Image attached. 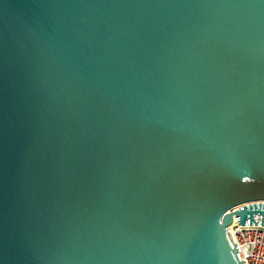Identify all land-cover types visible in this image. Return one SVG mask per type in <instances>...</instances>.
Segmentation results:
<instances>
[{
	"label": "water",
	"instance_id": "1",
	"mask_svg": "<svg viewBox=\"0 0 264 264\" xmlns=\"http://www.w3.org/2000/svg\"><path fill=\"white\" fill-rule=\"evenodd\" d=\"M262 200L264 0H0V264H244Z\"/></svg>",
	"mask_w": 264,
	"mask_h": 264
},
{
	"label": "built area",
	"instance_id": "2",
	"mask_svg": "<svg viewBox=\"0 0 264 264\" xmlns=\"http://www.w3.org/2000/svg\"><path fill=\"white\" fill-rule=\"evenodd\" d=\"M255 202H264L255 201ZM254 203V202H250ZM247 204V203H245ZM243 204L236 205L232 209H237ZM256 224H238L235 215L227 226L236 243V256L244 264H264V221L259 224L260 216L255 213Z\"/></svg>",
	"mask_w": 264,
	"mask_h": 264
}]
</instances>
